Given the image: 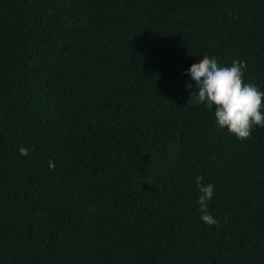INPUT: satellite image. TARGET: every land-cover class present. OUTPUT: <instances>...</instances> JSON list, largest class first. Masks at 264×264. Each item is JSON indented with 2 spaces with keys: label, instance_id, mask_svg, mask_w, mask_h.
<instances>
[{
  "label": "trees",
  "instance_id": "trees-1",
  "mask_svg": "<svg viewBox=\"0 0 264 264\" xmlns=\"http://www.w3.org/2000/svg\"><path fill=\"white\" fill-rule=\"evenodd\" d=\"M0 264H264V0H0Z\"/></svg>",
  "mask_w": 264,
  "mask_h": 264
}]
</instances>
